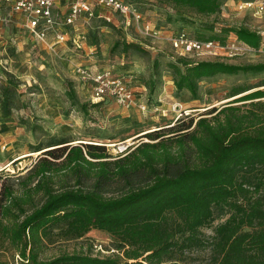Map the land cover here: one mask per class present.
Instances as JSON below:
<instances>
[{
    "label": "rangeland",
    "instance_id": "rangeland-1",
    "mask_svg": "<svg viewBox=\"0 0 264 264\" xmlns=\"http://www.w3.org/2000/svg\"><path fill=\"white\" fill-rule=\"evenodd\" d=\"M125 1L137 7L143 20L127 25L116 12H112L113 20L83 17L76 27L68 29L69 39L64 42L52 37L48 42L36 40L18 18L0 22V198L8 188L20 196L33 186L34 166L46 150L54 148L51 145L62 141L105 145L108 160H113L142 142L152 141L146 136L149 132H162L167 138L174 125L175 130L190 126L187 130L194 131L201 117L222 120L234 113L259 118L264 124V99L237 101L245 92L235 95L239 86L264 88V73L204 78L199 81V97L194 98L188 89L175 85L174 65H185L172 42L179 34L203 40L217 36L216 41L226 48L194 56V60L264 63V15L239 9L241 0H222L220 11L211 15L168 0ZM242 25L261 33L258 48L240 42L231 48L234 42L230 34L226 36L227 29ZM81 63L110 67L130 76L136 87V105L127 109L110 98L93 104L90 88L84 87L75 73V66ZM141 102L147 105L145 111L139 107ZM234 107V111L229 109ZM247 175L252 197L264 202V167ZM257 185H261L259 191ZM121 193L119 182H114L106 195ZM231 212L227 206H214L213 218L200 229L198 241L177 247L175 255L163 264H214L215 228ZM65 229L64 224L51 226L41 258L73 252L119 253L120 240L107 231L93 228L73 237ZM0 259L21 264L1 225Z\"/></svg>",
    "mask_w": 264,
    "mask_h": 264
},
{
    "label": "trees",
    "instance_id": "trees-1",
    "mask_svg": "<svg viewBox=\"0 0 264 264\" xmlns=\"http://www.w3.org/2000/svg\"><path fill=\"white\" fill-rule=\"evenodd\" d=\"M168 1L209 15L219 12L222 3ZM227 31L226 36L235 33L250 47L261 45V33L247 26ZM180 59L185 68L174 65L175 85L188 89L194 98L199 97V81L204 78L264 71V63ZM251 89L239 86L235 95ZM262 98L264 90L258 89L237 101ZM262 123L234 113L222 120L201 117L194 131L187 130L190 126L175 130L174 125L167 138L162 132H149L146 136L155 142H142L113 160H108L105 145L53 144L34 166L33 186L20 196L10 188L2 192V232L18 251L21 264H163L177 247L198 241L200 229L213 218L214 206H227L230 216L215 228L214 264H264V202L252 197L247 180V173L264 167ZM114 182H119L122 193L106 195ZM57 224L66 225L67 235L73 237L93 228L107 231L120 240L119 253L41 258L43 241ZM0 264L8 263L0 259Z\"/></svg>",
    "mask_w": 264,
    "mask_h": 264
},
{
    "label": "built area",
    "instance_id": "built-area-1",
    "mask_svg": "<svg viewBox=\"0 0 264 264\" xmlns=\"http://www.w3.org/2000/svg\"><path fill=\"white\" fill-rule=\"evenodd\" d=\"M239 9L251 10L254 14L264 15V0H241ZM116 12L124 18L127 25L143 20V14L134 5L125 0H0V22H11L18 18L36 40L48 42V38L64 42L68 40V29L76 27L81 18L94 17L113 20ZM231 48L235 42L243 44L235 33ZM180 56L193 58L197 55L217 53V49L226 46L211 39H197L179 34L172 40ZM76 76L83 86H88L95 102L113 99L120 106L130 109L136 105V87L130 76L117 73L113 68H96L87 64L75 66ZM146 110L144 102L139 103Z\"/></svg>",
    "mask_w": 264,
    "mask_h": 264
},
{
    "label": "crops",
    "instance_id": "crops-1",
    "mask_svg": "<svg viewBox=\"0 0 264 264\" xmlns=\"http://www.w3.org/2000/svg\"><path fill=\"white\" fill-rule=\"evenodd\" d=\"M96 68H98V67H96ZM261 73H264V71L261 72ZM260 86H262V85H260ZM252 89H254V90H251V91H255V90H258V89L264 90V88L259 87V86H258V88H252ZM251 91H250V92H251ZM246 93H249V92L246 91L244 94H246ZM244 94H242V95H244ZM262 99H264V98H262Z\"/></svg>",
    "mask_w": 264,
    "mask_h": 264
}]
</instances>
